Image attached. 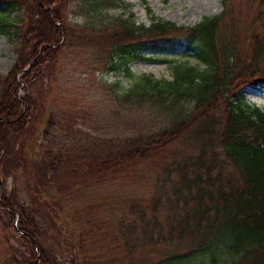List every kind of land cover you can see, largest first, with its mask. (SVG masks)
Masks as SVG:
<instances>
[{"label":"trees","instance_id":"obj_1","mask_svg":"<svg viewBox=\"0 0 264 264\" xmlns=\"http://www.w3.org/2000/svg\"><path fill=\"white\" fill-rule=\"evenodd\" d=\"M68 1L0 0V30L16 27L21 41L14 71L0 77V177L8 169L27 190L23 201L16 189L0 192V221L5 232L21 235L26 250L21 257L10 251L8 260L190 264L208 257L209 264H264V113L234 103L245 89L264 93V0L243 1L255 8L245 20L235 0H223L220 15L193 26L156 16L136 24L130 15L100 29L72 25L63 10ZM17 5L20 24L7 14ZM71 48L90 49L107 71L131 76L109 111L120 130L115 136L75 137L54 115L44 138L37 133L41 94L19 97L17 72L31 65L21 77L31 91L53 80ZM149 51L193 56L199 66L166 59L172 80L133 77L134 61L159 60ZM156 157L163 166L152 176L154 194L114 198L109 210L103 199L86 204L93 185L133 179ZM78 199L83 205L66 221L59 206Z\"/></svg>","mask_w":264,"mask_h":264},{"label":"rangeland","instance_id":"obj_2","mask_svg":"<svg viewBox=\"0 0 264 264\" xmlns=\"http://www.w3.org/2000/svg\"><path fill=\"white\" fill-rule=\"evenodd\" d=\"M235 1L237 6L235 7L240 11V14L237 15L239 20H245L247 16L254 17L255 8L250 3H243L244 0ZM107 2L111 1L69 0L63 10L67 13L68 20L72 25L78 26L80 29H100L117 18H127L130 15H133L136 24L147 25L152 21L153 16H156L178 25L193 26L206 17L220 15L224 9L223 0H120L109 5ZM7 14H10L17 24H20L24 16L23 10L18 5L8 7ZM56 23L59 24V21ZM243 25L244 23H241L239 27L236 26V30L240 31ZM236 39L241 41V36L236 34ZM20 42L19 29L16 27L9 26L5 33L0 30V77H6L14 71L18 61L16 47ZM146 55L155 56L159 60L134 61L128 67L133 77L149 75L156 80H172L171 70L166 59L186 63L193 67L199 66V61L195 57L184 54L149 51ZM28 67L22 72H17L16 79L22 86L18 95L24 97L29 92L34 96L41 94V120L37 125V133L41 139L44 138L45 129L48 128L49 115L57 116L64 123H69L75 137L81 134L83 136L87 134L110 137L120 131L116 129L117 125L110 119L109 111L116 110L113 97L124 94L132 81L131 76H128L124 70L107 71L106 66L98 65L92 50L79 51V49L71 48L63 52L60 57V63L56 65L53 72V80L43 82L44 88H42L43 83L38 82L29 91L21 79L25 71L29 69ZM200 69L203 70L204 67L200 66ZM42 89L45 90V94ZM241 96L234 101L235 104H241L250 112L259 109L264 113V93L248 88L241 91ZM66 135L62 134L60 138L65 139ZM48 136V142L51 143L53 136L50 134ZM176 148L179 150L182 149V146L178 144ZM173 152L174 149L170 151L172 154ZM141 166L138 176L133 179L130 177V179L118 180L115 184H101L102 187L93 185L86 204L103 199V201L106 200L104 206L109 210L114 198L125 200L129 197L144 198L154 194L150 185L153 184V181L155 182L152 176L163 166V159L156 157ZM1 174L0 192L5 191L9 195L16 189L18 199L21 201L27 199L24 178L23 180L20 178L15 183L8 169H2ZM94 186L96 187L94 188ZM51 193H55V191H51ZM121 199L120 201H122ZM77 205H83V202L78 199L76 203L71 201L63 203L59 206L60 216L71 222L72 208ZM15 225H18V219L15 221ZM10 251L11 255L14 252L16 256L21 257V254L26 252L25 243L15 229L8 233L5 232L0 221V264H11L7 257ZM38 258V263H40L41 255H38ZM210 259L195 257L190 264H209Z\"/></svg>","mask_w":264,"mask_h":264},{"label":"water","instance_id":"obj_3","mask_svg":"<svg viewBox=\"0 0 264 264\" xmlns=\"http://www.w3.org/2000/svg\"><path fill=\"white\" fill-rule=\"evenodd\" d=\"M31 67V65H29V67L28 68H30Z\"/></svg>","mask_w":264,"mask_h":264}]
</instances>
